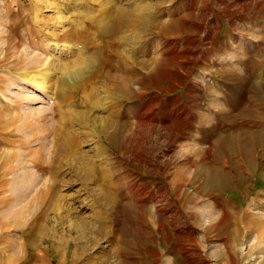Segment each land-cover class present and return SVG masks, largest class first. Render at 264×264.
<instances>
[{
  "label": "rangeland",
  "instance_id": "obj_1",
  "mask_svg": "<svg viewBox=\"0 0 264 264\" xmlns=\"http://www.w3.org/2000/svg\"><path fill=\"white\" fill-rule=\"evenodd\" d=\"M0 15L48 65L45 89L0 70V264H264V0Z\"/></svg>",
  "mask_w": 264,
  "mask_h": 264
},
{
  "label": "bare ground",
  "instance_id": "obj_2",
  "mask_svg": "<svg viewBox=\"0 0 264 264\" xmlns=\"http://www.w3.org/2000/svg\"><path fill=\"white\" fill-rule=\"evenodd\" d=\"M4 6H5V11L8 14L10 11L9 4H5ZM32 14L33 13L31 12L27 16H29V15L32 16ZM116 17H118V14ZM4 20H5L4 17L0 15V24H3ZM110 21H111V23L106 22L105 26L112 25L114 21L113 20H110ZM10 30H11L10 23H7L5 25V28L0 30V70H2V72H7V73L19 71L20 76H22L23 79H26L28 83H31L34 86L42 87V89H45L46 86L44 84H47V82H48L47 81L48 80V78H47L48 74L46 72V68L48 65L43 69L32 68L34 62L31 60V58L25 52V50L23 51V49L20 47V45H14L13 44L14 48H11L10 44H11L12 39L10 38ZM26 34H27L26 35L27 37L24 39V43L27 44L28 47L29 46L31 47L33 45H37V48L41 49L43 52L47 51V49L44 47L43 44L33 42V35H35V31H33L32 29H29V31L26 32ZM59 38L60 37L52 38L48 34H46L47 40H49V39H51V41L56 40V42L54 44H55V47H57V49L64 48V47L68 48L67 45H64L65 44L64 41H57ZM109 47H110V49L116 50V48H114V46L111 43L109 44ZM88 63H90V62L89 61L85 62L86 67H87ZM146 69L147 68H146L145 63L142 62L140 64V67H139L140 74H142V75L145 74ZM79 72H80V69H78V68L74 69V70L69 69L67 71V74L68 75H74L75 78L78 79L81 76L79 74ZM1 74L2 73H0V94L5 92V86L3 85L5 78ZM9 105H11L10 107L14 110L18 109L20 106L18 102L12 103ZM12 131H14V130H12ZM10 134H12V133H10ZM13 135H15V134H13Z\"/></svg>",
  "mask_w": 264,
  "mask_h": 264
}]
</instances>
